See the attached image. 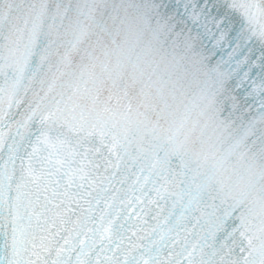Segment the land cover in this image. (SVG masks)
<instances>
[{
  "label": "snow or ice",
  "instance_id": "6c2138e0",
  "mask_svg": "<svg viewBox=\"0 0 264 264\" xmlns=\"http://www.w3.org/2000/svg\"><path fill=\"white\" fill-rule=\"evenodd\" d=\"M0 264H264V0H0Z\"/></svg>",
  "mask_w": 264,
  "mask_h": 264
}]
</instances>
